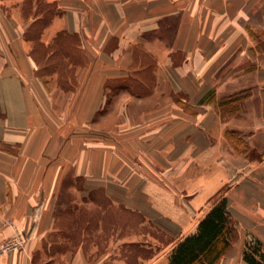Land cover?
<instances>
[{
  "label": "crops",
  "instance_id": "obj_1",
  "mask_svg": "<svg viewBox=\"0 0 264 264\" xmlns=\"http://www.w3.org/2000/svg\"><path fill=\"white\" fill-rule=\"evenodd\" d=\"M26 1L0 0V241L26 235L0 264H168L231 178L227 130L264 128V0ZM238 171L218 264L264 248V158Z\"/></svg>",
  "mask_w": 264,
  "mask_h": 264
},
{
  "label": "trees",
  "instance_id": "obj_2",
  "mask_svg": "<svg viewBox=\"0 0 264 264\" xmlns=\"http://www.w3.org/2000/svg\"><path fill=\"white\" fill-rule=\"evenodd\" d=\"M210 94L207 93L202 100ZM209 99L213 100L214 96L211 95ZM240 99L239 96L228 97L221 100L218 106L232 111L238 107ZM226 134L235 143L241 140L236 130H227ZM238 235L236 223L223 195L198 221L196 228L176 242L169 253L168 264H218ZM242 260L246 264H264V248L258 238L250 236L244 241Z\"/></svg>",
  "mask_w": 264,
  "mask_h": 264
},
{
  "label": "rangeland",
  "instance_id": "obj_3",
  "mask_svg": "<svg viewBox=\"0 0 264 264\" xmlns=\"http://www.w3.org/2000/svg\"><path fill=\"white\" fill-rule=\"evenodd\" d=\"M32 5V0H27L26 1V5H25V11L28 14L30 11V6ZM41 5V6H40ZM39 6L41 7L40 10H45V14L43 17V21H47L48 18L52 15V13L55 12V10L53 9H47V7L43 6V2H41V4H39ZM38 53L35 54V57L37 58V62H42L43 58L42 57V48H38ZM51 65L49 63V65L45 66V69H56V68H60L63 69L64 66L62 64V59L61 57H56L50 60ZM73 61H80V57H78V55H76L75 57H73ZM59 66V67H58ZM251 86H249L248 88H244L241 90H236L233 91L229 94H225L222 97L217 98V103H219L221 100L226 99L228 97H234V96H239L240 98H244V97H249V95H251ZM250 99V98H249ZM248 99V100H249ZM253 99V98H252ZM252 99L250 101H246L244 99H242L240 101L241 105L245 106L246 104H251L252 103ZM241 107V106H240ZM239 106L237 109H233L231 111V114H239V111L236 112V110H239ZM219 111L222 112V114L224 116H229L230 112L228 111L227 108L225 107H220ZM243 135L240 136L239 139H241L240 141H238L237 143L233 142V147H235V149L239 152H236L235 155L232 158H229L230 161L229 163L227 162V169H228V173H230V180L223 185L222 187L219 188V190L217 191V194L215 195V199L218 200L219 198H221L224 195V192L226 190V188L228 187L229 184L233 183L239 176H240V172L238 171V169L241 172L246 171L249 168V165L251 163H254L256 161H260L264 158V128H257L254 126H250L247 131L244 133H242ZM237 135H239V133H237ZM94 207H92L93 210ZM86 209V211L88 212V215L92 212L91 207L88 208H83ZM94 214V213H93ZM90 216V215H89ZM88 216V219L92 221V223H90V225H94L95 223V219H94V215L92 218H90ZM79 220V219H78ZM81 220V225L85 222L86 219H80ZM136 221L138 222V218L136 219ZM80 226V225H79ZM79 235L77 234H73V239L76 240L78 238ZM251 236V235H250ZM249 235H245L244 236V241L246 239H248L250 237ZM239 238V235L237 237V239ZM236 239V240H237ZM244 244V243H243ZM125 253V255H129V264H134V260L135 257L137 255V251L132 250V252L130 251L129 253L127 251H123Z\"/></svg>",
  "mask_w": 264,
  "mask_h": 264
},
{
  "label": "built area",
  "instance_id": "obj_4",
  "mask_svg": "<svg viewBox=\"0 0 264 264\" xmlns=\"http://www.w3.org/2000/svg\"><path fill=\"white\" fill-rule=\"evenodd\" d=\"M26 244V235L15 232L12 236L0 241V256L13 250H22Z\"/></svg>",
  "mask_w": 264,
  "mask_h": 264
}]
</instances>
